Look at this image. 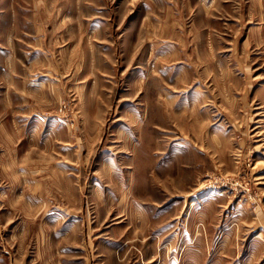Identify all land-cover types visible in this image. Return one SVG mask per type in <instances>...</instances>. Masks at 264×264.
Here are the masks:
<instances>
[{"label": "rangeland", "instance_id": "obj_1", "mask_svg": "<svg viewBox=\"0 0 264 264\" xmlns=\"http://www.w3.org/2000/svg\"><path fill=\"white\" fill-rule=\"evenodd\" d=\"M0 264H264V0H0Z\"/></svg>", "mask_w": 264, "mask_h": 264}]
</instances>
